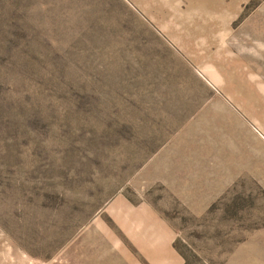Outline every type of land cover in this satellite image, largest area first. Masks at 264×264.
Instances as JSON below:
<instances>
[{"label": "rangeland", "instance_id": "1", "mask_svg": "<svg viewBox=\"0 0 264 264\" xmlns=\"http://www.w3.org/2000/svg\"><path fill=\"white\" fill-rule=\"evenodd\" d=\"M0 264H264V0H0Z\"/></svg>", "mask_w": 264, "mask_h": 264}]
</instances>
